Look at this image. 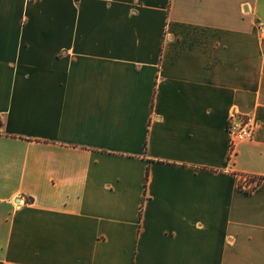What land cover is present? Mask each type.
I'll list each match as a JSON object with an SVG mask.
<instances>
[{"label": "crops", "instance_id": "1", "mask_svg": "<svg viewBox=\"0 0 264 264\" xmlns=\"http://www.w3.org/2000/svg\"><path fill=\"white\" fill-rule=\"evenodd\" d=\"M4 263L264 264V0H0Z\"/></svg>", "mask_w": 264, "mask_h": 264}, {"label": "built area", "instance_id": "2", "mask_svg": "<svg viewBox=\"0 0 264 264\" xmlns=\"http://www.w3.org/2000/svg\"><path fill=\"white\" fill-rule=\"evenodd\" d=\"M259 123L252 112L240 114L232 110L227 118L226 131L229 134V155L235 152L236 146L246 140L252 139ZM256 180L248 175H240L238 186L244 191H251ZM9 264V263H4Z\"/></svg>", "mask_w": 264, "mask_h": 264}, {"label": "trees", "instance_id": "3", "mask_svg": "<svg viewBox=\"0 0 264 264\" xmlns=\"http://www.w3.org/2000/svg\"><path fill=\"white\" fill-rule=\"evenodd\" d=\"M245 192H248V191H245Z\"/></svg>", "mask_w": 264, "mask_h": 264}]
</instances>
